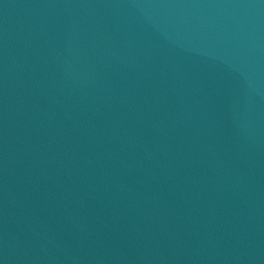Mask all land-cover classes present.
Returning a JSON list of instances; mask_svg holds the SVG:
<instances>
[{"label": "water", "instance_id": "1", "mask_svg": "<svg viewBox=\"0 0 264 264\" xmlns=\"http://www.w3.org/2000/svg\"><path fill=\"white\" fill-rule=\"evenodd\" d=\"M0 264H264V0H0Z\"/></svg>", "mask_w": 264, "mask_h": 264}]
</instances>
